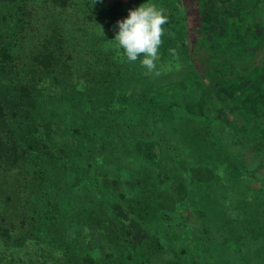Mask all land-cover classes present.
Listing matches in <instances>:
<instances>
[{
  "label": "trees",
  "instance_id": "1",
  "mask_svg": "<svg viewBox=\"0 0 264 264\" xmlns=\"http://www.w3.org/2000/svg\"><path fill=\"white\" fill-rule=\"evenodd\" d=\"M142 4L168 18L159 76L115 39ZM256 11L264 0H0V264H216L240 220L263 222L260 126L229 116L213 85L239 94L205 54L262 39Z\"/></svg>",
  "mask_w": 264,
  "mask_h": 264
},
{
  "label": "rangeland",
  "instance_id": "2",
  "mask_svg": "<svg viewBox=\"0 0 264 264\" xmlns=\"http://www.w3.org/2000/svg\"><path fill=\"white\" fill-rule=\"evenodd\" d=\"M253 15L257 18L264 17V12L262 15L260 11H256ZM257 41L253 39V42L247 46L245 53L239 54V52L234 51V47L231 45L226 53L205 47V54L210 58L212 65L222 64L220 68H224L223 72L228 77V79H223L224 83L228 80L232 81V85L236 87V92L239 94V96H231L234 91L233 89H224L226 87L224 86L225 84L213 85L220 91V93L217 91L216 95L230 102L228 107H226L229 116H237L244 122H248V118H250L253 120L251 124L246 123L249 128L251 125L259 124L260 129L257 128L258 130L256 129L255 132L257 139L250 138V140L252 142L251 145L264 149V36ZM200 66L202 67V65ZM217 70V67L212 68V74ZM170 74L175 75V71H171ZM261 99L262 103L257 109V104ZM248 151H250V148L247 149ZM245 156L248 161L252 160L250 152L246 153ZM254 164L252 161L247 166L251 168L254 167ZM256 169L260 170V167L257 165ZM261 170H263V167ZM246 218L239 221V225L242 228H246L244 231L241 232L240 229L231 230V235L229 233V236L222 238V240L220 239L221 241L216 243L211 249V254L214 255L216 264H252L255 260L252 252L253 248L259 245V242L253 241L257 228L255 227L254 229L252 227L264 225V221L261 223H258V220L251 222L249 215ZM232 245H234L236 252L235 257L230 253ZM262 248L261 254L264 253V246ZM167 257L166 252L156 251L152 260L160 264ZM258 262L264 264V256L263 261L261 258V261L259 259Z\"/></svg>",
  "mask_w": 264,
  "mask_h": 264
},
{
  "label": "clouds",
  "instance_id": "3",
  "mask_svg": "<svg viewBox=\"0 0 264 264\" xmlns=\"http://www.w3.org/2000/svg\"><path fill=\"white\" fill-rule=\"evenodd\" d=\"M167 22L168 18L163 10L154 4H142L135 9H129L128 16L116 22L118 31L115 39L124 50L127 59L136 61L143 55L142 65L154 71L157 76L160 72L155 61L158 59V49L162 44V26Z\"/></svg>",
  "mask_w": 264,
  "mask_h": 264
}]
</instances>
